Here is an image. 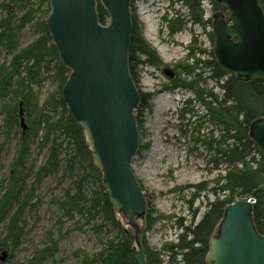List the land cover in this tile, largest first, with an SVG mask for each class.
Here are the masks:
<instances>
[{
    "label": "trees",
    "instance_id": "16d2710c",
    "mask_svg": "<svg viewBox=\"0 0 264 264\" xmlns=\"http://www.w3.org/2000/svg\"><path fill=\"white\" fill-rule=\"evenodd\" d=\"M96 1L98 20L105 24L107 13L100 0ZM178 1L184 5L186 15L163 18L170 34L183 29L187 23L202 27L211 23L210 18L203 19L202 1ZM211 1L215 11L212 15L223 12L216 1ZM259 2L264 9V0ZM132 3L133 0L130 1L131 6ZM0 10V114L3 118L0 133L8 138L18 123L19 101H22L25 117L29 121L26 130H21L18 134L8 174L0 182V225L3 229L0 233V249L11 251L19 245L25 226L20 211L33 197L34 185L40 183L44 176L57 174L64 165L71 173L77 171L76 186L74 191L67 187L63 197L50 201L55 212H61V217L66 219H73L76 215L85 218L86 222L101 221L92 226L93 232L98 234L101 248L88 255L83 254L80 264H139L133 236L124 228L123 221L113 210L107 190L102 184L101 171L94 165L92 153L83 136L82 126L70 115L62 99L61 90L69 72L60 61L47 29L49 0H39L36 3L33 0H1ZM130 15L132 27L127 53L128 69L139 90L138 65L159 69L163 63L144 38L136 16ZM27 25L32 27L36 36L27 45L21 46L17 40L18 34ZM209 38L213 41L210 31ZM195 50L198 48L193 37L188 56H193ZM210 54L212 55L211 51ZM199 62L200 60H196L194 66L176 64L175 67L180 69L176 78L171 79V86L193 90L194 98L205 109L208 121L221 130L219 139L213 138L211 134L207 140L202 141L206 149L213 152L214 163L220 160L227 164L226 174L221 177L222 184L218 187L219 194L223 197L218 196L214 202L207 203L201 219L196 224L186 226L176 244L167 243L162 247L160 251L167 255L166 261L160 260L158 253L154 254L148 248L147 250L144 243L146 264H178L177 255H180L182 264H206L204 258L209 250L210 236L223 217L224 209L229 203L248 199L252 191L264 185V157L248 139L250 122L256 118H264V78L240 82L221 71L215 64V59H212L206 62L205 68L212 69L210 77L221 88V94L217 95L205 88L196 87L202 79L199 76L201 74H194ZM192 73L193 80L180 78V74L190 77ZM50 78L56 83V89L39 103L40 88ZM220 81L222 83L219 84ZM139 96L140 103L136 111L140 107L148 109L150 94L139 90ZM192 101L187 99L183 102L178 112L181 117L192 112ZM135 119L137 123L136 114ZM227 140H230L229 144L219 147L221 141L225 143ZM32 145L36 146L38 153L47 150L45 160L39 165L33 159L30 160ZM255 155L259 156L258 161L255 160ZM250 163H255V166L252 167ZM33 174L34 181L29 184ZM89 182L92 188L86 192L83 187ZM196 188L200 191L205 186L199 184ZM151 214L148 210L144 215L146 226H150L154 220ZM251 214L257 233L264 235V192L256 195ZM62 224L60 222L57 228L58 237L54 238V234L47 232L46 246L36 248L31 258L23 264H43L53 257L58 250V238L63 236ZM187 235L190 238L186 239Z\"/></svg>",
    "mask_w": 264,
    "mask_h": 264
},
{
    "label": "rangeland",
    "instance_id": "374dc122",
    "mask_svg": "<svg viewBox=\"0 0 264 264\" xmlns=\"http://www.w3.org/2000/svg\"><path fill=\"white\" fill-rule=\"evenodd\" d=\"M38 1L33 0L34 3ZM200 1H202L204 12L203 19L210 18L211 22V15L215 12L212 9V1ZM132 4L131 14L136 16L142 27L144 38L155 50L164 66L173 68L179 62L194 66L196 60L210 62L214 59L213 41L209 38L212 22L205 27L187 23L183 29L170 34L163 18L186 15L182 2L178 0H133ZM35 36L36 33L32 27L27 25L18 34L17 40L21 46H25ZM194 36H196L197 47L205 52L195 53L187 58L188 48ZM137 70L139 71V90L144 94L149 93L150 98L148 109L140 107L138 111L137 109L134 111L138 115L139 146L132 160V170L147 201L146 213L150 210L151 218H154L150 226H146L145 218L143 222L139 221V226L143 227L140 239L143 252H145L143 248L145 243L146 249L148 248L154 254L158 253V258L166 261L167 255L160 251L162 247L167 243L176 244L179 235L184 233V228L191 223L196 224L201 219L207 209V203L214 202L218 196L223 197L219 194L218 187L222 184L221 177L226 174L227 164L220 160L214 163L212 161L213 152L207 150L202 141L212 135L213 138L219 139L221 130L208 121L205 109L194 98L193 90L185 88L176 90L171 86V79L158 68L138 65ZM211 71V68L200 69V71L198 67L196 68L194 74H201L199 76L202 77L196 87L205 88L217 95L221 94L220 86L213 77H210ZM180 78L186 81L193 80V73L190 77L180 74ZM55 89L56 83L51 78L45 81L38 94L39 103ZM187 99L193 100L190 105L192 112L185 113L181 117L178 114L179 108ZM21 106L24 110L23 117H25V107ZM17 107L19 112L20 106L17 105ZM2 119L0 114V122ZM25 122L28 125L27 117H25ZM21 130L18 117V123L11 130L8 138L0 133V182L8 174V165ZM229 143L230 140L225 143L221 141L219 147H224ZM31 149L30 160L33 159L38 165L43 163L47 150L38 153L35 145H32ZM258 158L259 156L255 155L256 161ZM250 164L252 167L255 166V163ZM60 169L57 174L44 176L40 183L34 185L33 197L29 204L20 211L25 225L24 236L15 249L6 251L4 261L0 260L2 264L25 263L31 258L36 248L46 246L47 232L54 234V238L58 237L56 232L60 222L63 223L61 227L63 236L58 238V250L43 264H80L83 254L88 255L101 248L98 234L92 230L93 224L95 222L100 224L101 221L86 222L85 218L76 215L73 219H66L61 217V212H55L50 201L63 197L67 187L73 190L76 186L77 171L71 173L65 169L64 165ZM34 177L35 174L30 176L29 184L33 183ZM199 184H204L205 189L197 190L196 185ZM91 188L92 184L89 182L83 190L88 192ZM121 220L124 228L132 234L134 241V230L122 218ZM2 231L0 225V233ZM188 237L190 238L187 235L186 239ZM135 246L134 241V248ZM2 251L0 249V257ZM176 261L182 264L180 255H177Z\"/></svg>",
    "mask_w": 264,
    "mask_h": 264
},
{
    "label": "water",
    "instance_id": "95a60500",
    "mask_svg": "<svg viewBox=\"0 0 264 264\" xmlns=\"http://www.w3.org/2000/svg\"><path fill=\"white\" fill-rule=\"evenodd\" d=\"M223 12L212 16L215 64L240 82L264 78V9L259 0H214ZM108 21L99 22L96 0H49L46 25L69 75L61 94L101 171L113 210L134 230L139 264H146L142 226L147 201L132 170L138 150L135 110L139 91L128 69L130 0H100ZM171 75L170 70L166 71ZM19 101L22 131L27 124ZM248 139L264 157V118L248 126ZM248 199L229 203L210 236L206 264H264V235L256 231ZM7 252H1L3 262Z\"/></svg>",
    "mask_w": 264,
    "mask_h": 264
},
{
    "label": "flooded vegetation",
    "instance_id": "af4514ba",
    "mask_svg": "<svg viewBox=\"0 0 264 264\" xmlns=\"http://www.w3.org/2000/svg\"><path fill=\"white\" fill-rule=\"evenodd\" d=\"M197 26H200L199 24L197 25ZM194 38H195V40H196V36H194ZM189 47H190V45H189ZM198 48V47H197ZM203 52H205L202 48H198V50H195V53L197 54H200V53H203ZM188 55H189V48H188ZM188 55H186L187 56V58L189 57ZM180 64H184V63H182V62H179ZM176 66V65H175ZM173 67V68H171V67H167V66H160L159 67V70H161V72L165 75V76H167L168 78H170V79H174V78H176V76H177V74H178V71H179V69H180V67L177 69V67ZM189 66H191L190 64H189ZM197 66H198V68H199V71H200V69L201 70H204L205 69V67H206V61H203V60H201L200 59V62L197 64ZM168 70H170L171 72H172V74L171 75H167V72L166 71H168Z\"/></svg>",
    "mask_w": 264,
    "mask_h": 264
}]
</instances>
